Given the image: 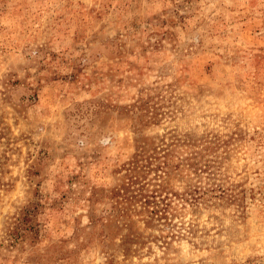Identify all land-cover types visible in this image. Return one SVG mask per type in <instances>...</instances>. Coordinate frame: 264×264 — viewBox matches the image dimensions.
Returning a JSON list of instances; mask_svg holds the SVG:
<instances>
[{"label": "rangeland", "instance_id": "rangeland-1", "mask_svg": "<svg viewBox=\"0 0 264 264\" xmlns=\"http://www.w3.org/2000/svg\"><path fill=\"white\" fill-rule=\"evenodd\" d=\"M0 264H264V0H0Z\"/></svg>", "mask_w": 264, "mask_h": 264}, {"label": "trees", "instance_id": "trees-1", "mask_svg": "<svg viewBox=\"0 0 264 264\" xmlns=\"http://www.w3.org/2000/svg\"><path fill=\"white\" fill-rule=\"evenodd\" d=\"M139 166L132 165L130 168L131 175L126 183L112 191V198L116 199L117 203H126L128 206L132 204L141 203L143 209H149L151 206L150 214L158 216L161 213V217L166 218V213L170 206V203L166 202V197L160 198L158 191L153 190L151 195L144 193V186L135 187L138 180L140 170ZM136 174V175H135ZM161 186V185H160ZM161 196V195H160ZM38 211V204L31 203L28 207L21 210V212L13 219L9 224L6 231V241L11 245L21 243L27 238L36 239L37 228L35 216ZM129 216L128 214H125ZM160 217V218H161Z\"/></svg>", "mask_w": 264, "mask_h": 264}]
</instances>
